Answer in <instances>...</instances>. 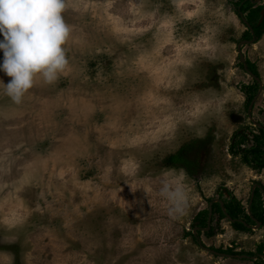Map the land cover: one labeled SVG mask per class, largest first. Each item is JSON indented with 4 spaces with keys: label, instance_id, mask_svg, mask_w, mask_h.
Wrapping results in <instances>:
<instances>
[{
    "label": "rangeland",
    "instance_id": "rangeland-1",
    "mask_svg": "<svg viewBox=\"0 0 264 264\" xmlns=\"http://www.w3.org/2000/svg\"><path fill=\"white\" fill-rule=\"evenodd\" d=\"M235 2L66 0V72L53 84L37 79L20 105L0 95V264L264 257L262 225L245 232L215 214L212 236L193 226L231 195L249 211L264 185V169L230 150L238 130L253 143L264 125V85L253 106L242 90L254 82L247 59L264 83V34L242 46V61L249 26ZM188 144L196 171L167 165ZM165 174L182 189L180 212L159 194Z\"/></svg>",
    "mask_w": 264,
    "mask_h": 264
},
{
    "label": "clouds",
    "instance_id": "clouds-1",
    "mask_svg": "<svg viewBox=\"0 0 264 264\" xmlns=\"http://www.w3.org/2000/svg\"><path fill=\"white\" fill-rule=\"evenodd\" d=\"M66 0H0V95L23 103L37 79L55 83L69 65L65 47L71 27L66 23ZM180 212L183 192L177 180L165 174L160 193Z\"/></svg>",
    "mask_w": 264,
    "mask_h": 264
},
{
    "label": "trees",
    "instance_id": "trees-1",
    "mask_svg": "<svg viewBox=\"0 0 264 264\" xmlns=\"http://www.w3.org/2000/svg\"><path fill=\"white\" fill-rule=\"evenodd\" d=\"M238 14L245 15L247 26L252 27L254 32L257 34L258 39L263 36L264 33V21L260 24L259 20L261 18V10L264 8V4H256L252 0H237L235 2ZM244 38L251 40L252 34L250 28L245 31ZM249 69L259 76L257 67L253 62L247 59ZM246 95L247 100L250 103L260 90V84L258 81L254 80L252 84L245 85L242 89ZM260 133L255 134L253 143L247 140L245 134L236 132L234 141L230 150L235 155H241L243 161L254 169L262 170L264 169V128H260ZM191 145H185L175 154H172L167 159V165L178 166L186 168L190 173L196 171V166L198 165V157L191 158L188 153L191 150ZM223 205L220 201L214 202L212 204L213 208V219L214 215L219 214L220 218H227L228 216L234 219L232 225L241 231H252V226L257 225V221L262 223L264 226V185L256 188L254 199L251 205V213L248 208L243 204V202L235 195H231L228 198H222ZM213 199H210L212 202ZM210 215V208H206L198 213L195 217L194 228L199 227L203 229L208 227V220ZM201 233V230L198 231ZM215 233V227L211 226L209 230L206 231L208 236H212ZM193 235V234H192ZM221 250V249H219ZM225 252H230L237 254L234 249L230 248L225 250ZM258 252L262 255L264 252L263 245L260 244L258 247ZM241 253H247L256 257L254 264H264V257L257 256L254 252L242 251Z\"/></svg>",
    "mask_w": 264,
    "mask_h": 264
},
{
    "label": "water",
    "instance_id": "water-1",
    "mask_svg": "<svg viewBox=\"0 0 264 264\" xmlns=\"http://www.w3.org/2000/svg\"><path fill=\"white\" fill-rule=\"evenodd\" d=\"M264 20V9L262 10V18H261V21ZM251 42H254V41H250V40H242L241 43L239 44V52H240V57H241V60L242 61H246V57L243 53V50H242V46L243 45H246V44H249ZM248 73L256 80L260 83L261 85V88H260V91L258 92V94L256 95V98L253 100L251 106H253V103L254 101L257 99V97L260 95L261 93V90L263 88V80L261 77L255 75L252 71L248 70ZM256 185L252 191V197H251V200H250V205H249V212H250V208H251V205H252V202H253V199H254V194H255V189H256ZM222 205H223V202H222ZM251 213V212H250ZM212 218H213V208H212V205L210 206V215H209V220H208V227L204 228L205 231L209 230L211 228V225H212ZM262 225V223L260 221H257V227H260ZM197 230L199 229V227L196 228ZM196 230V231H197ZM212 250V249H211ZM214 253H217V254H220V255H226V256H231L229 254H225V253H220L218 251H215V250H212ZM244 257H248L247 255H243Z\"/></svg>",
    "mask_w": 264,
    "mask_h": 264
},
{
    "label": "flooded vegetation",
    "instance_id": "flooded-vegetation-1",
    "mask_svg": "<svg viewBox=\"0 0 264 264\" xmlns=\"http://www.w3.org/2000/svg\"><path fill=\"white\" fill-rule=\"evenodd\" d=\"M237 1V0H236ZM253 2H255L256 3V0H252ZM264 9V8H263ZM262 9V10H263ZM261 10V11H262ZM241 17V19L244 21V22H246V19H245V15L243 16V15H241L240 16ZM262 18V17H261ZM261 18H260V20H259V23L261 24L264 20H262L261 21ZM250 28V30H251V34H252V38H251V40L250 41H260V39H258V37H257V34L254 32V29L252 28V27H249ZM264 34V33H263ZM245 39V38H244ZM245 40H248V39H245ZM251 61V60H250ZM252 62V61H251ZM255 64V63H254ZM255 66H256V64H255ZM257 67V66H256ZM248 70H250V69H248ZM258 70V69H257ZM251 71V70H250ZM254 73V72H253ZM255 74V73H254ZM256 75V74H255ZM258 76V75H257ZM259 77H260V75H259ZM254 79V78H253ZM255 80V79H254ZM260 84V83H259ZM264 84V83H263ZM260 88H261V85H260ZM259 123V122H258ZM254 124V123H253ZM255 126H256V124H254ZM257 128H258V130H254V132L252 133L253 134V140H254V138H255V134H257V133H260L261 131H260V128H264V125L263 124H261V123H259L258 124V126H257ZM237 132H239V133H242V134H245L246 136H247V140L250 142V138L248 137V134L246 133V131L245 130H238ZM234 141H236V137L234 136V140H233V142ZM232 142V143H233ZM258 187H261V185L259 184V182H257V187L256 188H258ZM256 190V189H255Z\"/></svg>",
    "mask_w": 264,
    "mask_h": 264
},
{
    "label": "crops",
    "instance_id": "crops-1",
    "mask_svg": "<svg viewBox=\"0 0 264 264\" xmlns=\"http://www.w3.org/2000/svg\"><path fill=\"white\" fill-rule=\"evenodd\" d=\"M262 173H263L262 175H264V170H262ZM260 174H261V173H260Z\"/></svg>",
    "mask_w": 264,
    "mask_h": 264
}]
</instances>
